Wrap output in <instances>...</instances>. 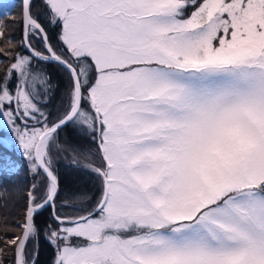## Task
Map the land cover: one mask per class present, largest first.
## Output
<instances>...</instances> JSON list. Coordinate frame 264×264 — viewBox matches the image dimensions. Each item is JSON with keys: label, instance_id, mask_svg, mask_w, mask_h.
<instances>
[{"label": "snow or ice", "instance_id": "obj_1", "mask_svg": "<svg viewBox=\"0 0 264 264\" xmlns=\"http://www.w3.org/2000/svg\"><path fill=\"white\" fill-rule=\"evenodd\" d=\"M40 4L43 19L37 0L20 4L28 55L12 37L15 55L0 53V187L23 171L15 144L32 178L0 264H40L41 240L53 264H264V0ZM16 7L0 0V20ZM36 62L70 79L55 116ZM65 128L91 147L66 148ZM60 152L98 196L62 187Z\"/></svg>", "mask_w": 264, "mask_h": 264}, {"label": "rangeland", "instance_id": "obj_2", "mask_svg": "<svg viewBox=\"0 0 264 264\" xmlns=\"http://www.w3.org/2000/svg\"><path fill=\"white\" fill-rule=\"evenodd\" d=\"M13 3H15L17 5V7L7 17H5L3 20H0V24L7 25V28L5 29V38L0 39V53L11 52L13 55H15V51H13V49L6 46V44H5V41L9 37H12V38H14L15 50L20 51V49H18L20 39H18L17 31L19 30V27H20L19 21L21 19V12H22V8L20 6L21 0H14ZM37 5H38L37 9H39V10L42 9V6H41L39 0H37ZM34 11H36V9H34ZM12 20H15L16 23H11ZM59 31H60V28H59ZM21 37H22V35H21ZM32 43L34 44V46L37 49H40V44L38 41H32ZM21 53L23 55L28 54V53L24 54L22 51H21ZM0 60H4V63L0 64V72L3 73V70L5 68H7L12 61L11 60H5L3 55H0ZM36 64H37V62L33 65L34 71L40 69V67L37 69L38 64L37 65ZM66 74H67V72H66ZM66 81H67V84L64 83L65 87L61 90V92L59 94V99L55 103L54 113H52V116H55L58 114V112L63 111L64 106L68 102L67 101V91L70 87L69 77L66 79ZM13 83H19V81L17 80V81H14ZM31 123H35V122L33 121ZM36 126L39 127L38 124ZM0 134L10 135V133H3L2 131H0ZM60 143L62 145H64L66 148L67 147H76V146H74V144H72L67 139V137L65 136L64 130L60 132ZM89 147H91V146H89ZM15 148L19 151L21 158L26 160V158L21 154L22 149L19 147L18 144H15ZM80 148H87V147H80ZM70 159H71V157L69 155V152L57 153V160L59 161L57 167H59L60 165H64V164L68 165V161ZM25 162H27V161H25ZM19 168L22 169L23 171L21 174H19L18 176L15 177L16 183H12L10 180H6L4 183V188L6 189V191H4L2 189L4 195H3L2 191L0 190V200H1V196H3L2 201H0V237H5L7 239L11 238L13 232H17V233L19 232V228L17 226V221H21L23 219V212H24L25 205L27 203L26 194H27V191H28L30 184L32 183V178H31L30 174L26 171L25 165L20 164ZM80 174H82V173H80ZM89 178L91 180H93L95 187L98 189L99 185H98V182L96 181L95 177L88 176V179ZM84 193H87V192H84ZM87 194L89 196H91L90 193H87ZM96 196H98V193ZM93 203H94V200H93ZM66 211H69V210L66 209ZM0 247H3L2 243H0ZM8 255H9V257L11 256L10 251H9Z\"/></svg>", "mask_w": 264, "mask_h": 264}, {"label": "trees", "instance_id": "obj_3", "mask_svg": "<svg viewBox=\"0 0 264 264\" xmlns=\"http://www.w3.org/2000/svg\"><path fill=\"white\" fill-rule=\"evenodd\" d=\"M11 2H14V0H11ZM40 2V0H39ZM42 6V4H41ZM41 12V17L43 19L44 16L47 15V13L44 11L43 6L42 9H36V11ZM47 27V26H46ZM59 26L58 25H53L48 28L49 31V36H50V42L53 43L54 45L57 43L55 40L56 35L59 33ZM18 39H22L21 37V26L19 27V30L17 31ZM39 42V41H38ZM40 44V42H39ZM41 47V45H40ZM18 49H20L18 47ZM24 54L28 53L27 50H22L20 49ZM28 55V54H27ZM38 64V65H37ZM37 69L40 67V69H45L47 73L51 77V83L53 85L52 91L49 93L47 97H42L44 99L45 104H46V111L50 112L51 115L54 113V106L57 100L59 99V94L61 90L65 87L64 83L67 84L66 79L68 78V75L66 74V71L59 67L58 64L56 63H40L37 62ZM4 72V70H3ZM3 73L0 72V75ZM65 136L67 139L74 144L76 147H89L87 141H85L83 138L78 137L72 130L71 128H65ZM12 158L17 161L18 166L20 164H24L26 166L25 159L21 158V155L17 153L15 150L10 153ZM59 175L61 177L62 181V187L65 188V190H71V191H77V192H87L90 193L92 197H95L98 193V189L95 187V184L93 180L90 178L88 179L87 175L80 174L79 172H76L75 169L68 167V165H60L59 167ZM4 181H3V187H0V190L2 189L5 191L4 188V183L6 180H10L7 177V174H4ZM15 179V177H13ZM11 181V180H10ZM3 193V191H2ZM4 195V193H3ZM3 196H1L2 201ZM49 213L45 212L43 216L39 218L40 223H44L45 221L51 222L48 220ZM55 248L48 242L41 240L40 244V254H39V261L40 264H53V260L55 258Z\"/></svg>", "mask_w": 264, "mask_h": 264}]
</instances>
